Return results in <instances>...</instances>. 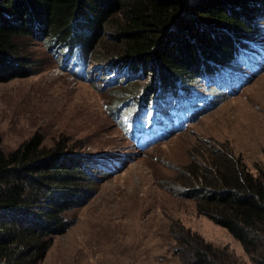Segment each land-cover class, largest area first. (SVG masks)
<instances>
[{
    "label": "trees",
    "instance_id": "1",
    "mask_svg": "<svg viewBox=\"0 0 264 264\" xmlns=\"http://www.w3.org/2000/svg\"><path fill=\"white\" fill-rule=\"evenodd\" d=\"M258 18L264 0H0V72L30 69L21 41L33 34L50 43L62 69L84 81L93 82L86 78L96 71L115 88L149 75L154 82L145 90L129 87L141 91L138 98L111 108L130 142L145 151L242 90L233 85L238 70H249L243 56L252 61L253 41L264 36ZM108 31L117 49L102 44ZM251 64L247 81L262 72ZM84 156L62 141L47 148L37 134L8 153L0 143V264H39L70 227L68 214L93 196L86 169L112 174L121 165ZM210 160L192 171L183 195L230 233L251 264H264V169L253 174L225 149L212 150ZM171 235L183 264L236 262L227 247L196 233Z\"/></svg>",
    "mask_w": 264,
    "mask_h": 264
},
{
    "label": "rangeland",
    "instance_id": "2",
    "mask_svg": "<svg viewBox=\"0 0 264 264\" xmlns=\"http://www.w3.org/2000/svg\"><path fill=\"white\" fill-rule=\"evenodd\" d=\"M255 24L264 30V19ZM44 40L23 37L29 70L4 66L0 72L2 150L14 151L37 134L47 148L62 141L86 159L107 156L112 168L115 161L121 165L112 174L91 165L86 169L93 196L68 214L70 227L39 264H183L172 233H196L227 247L235 264H251L230 233L183 195V185L195 180L192 171L204 170L203 163L211 165L209 155L217 148L239 158L253 174L264 169V36L253 41L260 50L249 51L262 72L247 81L254 73L238 70L246 83L237 95L221 99L183 132L145 151L130 142L111 108L138 98L141 91L129 87L145 90L153 79L144 75L113 88L111 80L90 71L86 79L93 82L84 81L61 68ZM115 42L109 31L102 38L110 50L118 48ZM105 84L109 88L102 89Z\"/></svg>",
    "mask_w": 264,
    "mask_h": 264
},
{
    "label": "bare ground",
    "instance_id": "3",
    "mask_svg": "<svg viewBox=\"0 0 264 264\" xmlns=\"http://www.w3.org/2000/svg\"><path fill=\"white\" fill-rule=\"evenodd\" d=\"M20 85H21V84H20ZM41 91H42V90H41ZM44 93H45V92H44ZM40 94H41V92H40ZM45 94H46V93H45ZM45 94H44V95H45ZM45 96H46V95H45ZM40 97H41V95H40ZM35 98H36V97H35ZM49 99H50V98H49ZM31 103H32V102H31ZM35 105H36V104H35ZM55 109H56V108H55Z\"/></svg>",
    "mask_w": 264,
    "mask_h": 264
}]
</instances>
